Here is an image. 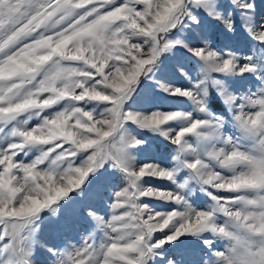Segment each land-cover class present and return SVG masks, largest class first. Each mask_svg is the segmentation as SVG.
Returning a JSON list of instances; mask_svg holds the SVG:
<instances>
[{
    "label": "snow or ice",
    "instance_id": "snow-or-ice-1",
    "mask_svg": "<svg viewBox=\"0 0 264 264\" xmlns=\"http://www.w3.org/2000/svg\"><path fill=\"white\" fill-rule=\"evenodd\" d=\"M0 264H264V0H0Z\"/></svg>",
    "mask_w": 264,
    "mask_h": 264
},
{
    "label": "rangeland",
    "instance_id": "rangeland-1",
    "mask_svg": "<svg viewBox=\"0 0 264 264\" xmlns=\"http://www.w3.org/2000/svg\"><path fill=\"white\" fill-rule=\"evenodd\" d=\"M84 226L86 227L87 225L85 224ZM79 234H83V230L82 229L80 230V233ZM72 235L73 236H76L78 238V233L73 232ZM44 237L46 239L49 238V231H48L47 227L45 228V231H44Z\"/></svg>",
    "mask_w": 264,
    "mask_h": 264
}]
</instances>
